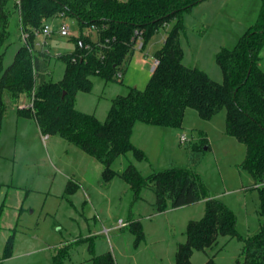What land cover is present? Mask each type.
Masks as SVG:
<instances>
[{"label":"rangeland","instance_id":"1","mask_svg":"<svg viewBox=\"0 0 264 264\" xmlns=\"http://www.w3.org/2000/svg\"><path fill=\"white\" fill-rule=\"evenodd\" d=\"M261 5V0H205L184 12V63L222 81L216 53L222 46L237 43L257 21ZM63 22L69 24L72 34L79 35L81 31L72 17L49 20L55 31L48 38L52 54L75 48L70 36H61L57 31ZM174 24L171 21L161 27L143 50L136 49L122 82L93 76L92 91L78 92L76 108L105 120L114 97L126 94L130 86L144 88L151 76L154 53L161 47L166 30ZM11 32L6 65L24 43L20 27L12 24ZM96 36L94 31L92 38ZM261 54L264 68V49ZM64 68L62 60L53 58L50 78L61 79ZM26 97L21 95L19 101L28 102ZM182 134L187 140L181 141ZM202 136L208 144L193 152L192 146L199 144ZM133 140L146 158L128 152L116 159L113 169L122 172L134 164L147 176L170 167H191L209 194L236 213L240 235L246 237L258 231L259 193L249 188L253 178L241 166L245 144L226 132L225 110L206 119L187 108L182 127L138 122ZM103 169L101 162L75 144L58 134L43 133L34 118L19 116L14 106L8 108L0 130V259L12 234L14 243L12 255L0 260V264H50L58 248L66 244L72 246L65 264H91L90 245L95 254L111 252L116 264H175L177 246L186 241L187 224L203 217L206 200L158 212L156 195L150 187H143L136 196L120 175L103 185ZM70 180L77 184L73 193L66 191ZM122 222L127 224L123 226ZM132 222L142 225L144 237L139 241L131 229ZM242 248L238 238L220 237L219 244L207 252L195 250L191 261L203 264L214 255L219 264H235L244 258Z\"/></svg>","mask_w":264,"mask_h":264},{"label":"trees","instance_id":"2","mask_svg":"<svg viewBox=\"0 0 264 264\" xmlns=\"http://www.w3.org/2000/svg\"><path fill=\"white\" fill-rule=\"evenodd\" d=\"M203 1L0 0V130L7 109L14 106L19 116L34 118L43 133L58 134L101 162L103 185L120 175L136 196L143 187H150L156 195L158 212L205 199V213L188 222L186 241L177 246L175 264H193L194 251L207 252L219 244L220 237H235L243 242L244 258L237 259L235 264H264V0L257 21L233 47L222 46L216 53L223 74L220 82L205 70L184 63L181 38L187 28L183 13ZM56 17L78 21L79 35L70 36L74 50L52 54L48 46L51 36L45 46L37 45V34ZM171 21L175 24L166 30L161 47L154 53L157 65L144 88L130 86L126 94L114 97L105 120L76 108L78 92L92 91L93 76L122 82L124 70L137 49V38H142L143 50L148 40ZM12 24L20 27L24 43L6 65L5 56L12 46ZM85 30L95 31L96 38L85 34ZM53 58L65 64L59 80L50 78ZM118 73L122 76L118 77ZM21 95L28 99L24 106H20ZM187 108L195 109L206 119L225 110L227 134L245 144L241 166L251 174L254 182L249 188L257 189L260 198L261 223L256 233L246 237L239 234L236 213L209 194L191 167H170L147 176L134 164L122 172L112 168L116 159L128 152L146 158L132 141L138 122L182 127ZM207 144V138L202 136L192 150L198 152ZM76 187L70 180L66 191L73 193ZM130 226L137 241L144 237L139 222ZM13 243L12 234L0 260L12 255ZM71 246L59 247L50 264H65ZM89 251L91 264H116L111 252L95 254L93 245ZM203 264L219 263L212 255Z\"/></svg>","mask_w":264,"mask_h":264},{"label":"built area","instance_id":"3","mask_svg":"<svg viewBox=\"0 0 264 264\" xmlns=\"http://www.w3.org/2000/svg\"><path fill=\"white\" fill-rule=\"evenodd\" d=\"M53 31H54V29L51 27V25L49 23H46L43 26L42 30L37 34L38 39H39L37 45L42 46V47L45 46L47 44V38L52 35ZM57 31L61 36H72V35H74V34H72V32L70 30L69 24L66 22H63ZM92 33H93L92 30H85V34H91L92 35ZM135 45L138 49H141V47L143 45V41H142L141 37L137 38ZM156 65H157V60H156V58H154L152 60V70L155 68ZM117 76L121 77L122 75H121V73H118ZM180 139H181V141L187 140L186 135L182 134L180 136ZM126 224H127L126 222H122L123 226Z\"/></svg>","mask_w":264,"mask_h":264},{"label":"crops","instance_id":"4","mask_svg":"<svg viewBox=\"0 0 264 264\" xmlns=\"http://www.w3.org/2000/svg\"><path fill=\"white\" fill-rule=\"evenodd\" d=\"M184 57H185V56H184ZM154 58H155V57H154ZM154 58H153V59H154ZM151 66H152V64H151ZM26 98H27V97H26ZM21 101H22V102H21ZM21 101H20V102H21V103H20L21 106H24V105L27 103L25 99H23V100H21ZM75 105H76V103H75ZM5 115H6V114H5ZM136 125H137V124H136ZM136 125H135V126H136ZM134 129H135V127H134ZM133 133H134V131H133ZM132 141H134V140H133V135H132ZM134 142H135V141H134Z\"/></svg>","mask_w":264,"mask_h":264}]
</instances>
